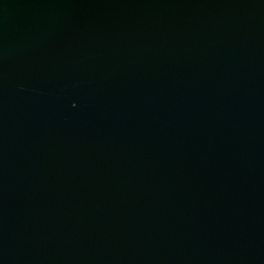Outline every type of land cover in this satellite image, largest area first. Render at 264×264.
<instances>
[{
  "label": "water",
  "instance_id": "obj_1",
  "mask_svg": "<svg viewBox=\"0 0 264 264\" xmlns=\"http://www.w3.org/2000/svg\"><path fill=\"white\" fill-rule=\"evenodd\" d=\"M0 264H264V0H0Z\"/></svg>",
  "mask_w": 264,
  "mask_h": 264
}]
</instances>
